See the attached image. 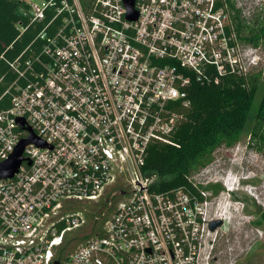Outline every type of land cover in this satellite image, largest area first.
<instances>
[{
	"label": "built area",
	"instance_id": "obj_1",
	"mask_svg": "<svg viewBox=\"0 0 264 264\" xmlns=\"http://www.w3.org/2000/svg\"><path fill=\"white\" fill-rule=\"evenodd\" d=\"M15 1L18 39L34 35L10 62L0 163L30 134L44 147L0 179V264L217 262L196 172L157 192L145 167L152 146H175L193 83L258 65L232 31L234 0H131L135 20L125 0ZM105 193L119 200L89 232L77 205Z\"/></svg>",
	"mask_w": 264,
	"mask_h": 264
},
{
	"label": "rangeland",
	"instance_id": "obj_2",
	"mask_svg": "<svg viewBox=\"0 0 264 264\" xmlns=\"http://www.w3.org/2000/svg\"><path fill=\"white\" fill-rule=\"evenodd\" d=\"M233 3V9L240 10V20L245 26L241 37H248L255 21H264V0H234ZM242 44L252 46L258 56V65L247 72V76L259 77L247 126L236 132L234 138L221 141L211 152L209 164L190 172V175L196 172L198 192L207 201L203 204L205 223L223 218V224L209 236V239L216 237L217 262L213 264H264V225H257L259 214L264 211V120L255 118L264 91V43L256 46L243 40ZM235 177L239 179L238 189L229 193ZM104 196L99 201L77 205L75 212L88 220L89 232L102 213L119 200L117 196L112 199L108 193ZM72 246L66 245L64 257L73 250ZM206 249L211 250L209 246Z\"/></svg>",
	"mask_w": 264,
	"mask_h": 264
},
{
	"label": "trees",
	"instance_id": "obj_3",
	"mask_svg": "<svg viewBox=\"0 0 264 264\" xmlns=\"http://www.w3.org/2000/svg\"><path fill=\"white\" fill-rule=\"evenodd\" d=\"M80 2L86 7L90 0ZM21 7L26 5L15 0H0V109L9 104L8 98L3 95L13 78L10 62L24 50L34 35L33 29H30L18 39L15 24L21 18L18 11ZM240 14V11L230 14L236 37L241 43L243 40L256 46L264 43V21L256 20L249 36L241 37L245 26ZM258 87L259 77L252 75L215 77L210 84H192L188 91V107L178 104L174 107L182 116L171 137L175 146L154 145L149 150L145 174L147 177L156 176L155 191L182 186L185 175L212 161L211 152L221 141L234 138L236 132L247 126ZM257 107L255 118L264 120V91ZM199 200H203L201 194ZM257 225H264V211L259 214Z\"/></svg>",
	"mask_w": 264,
	"mask_h": 264
},
{
	"label": "water",
	"instance_id": "obj_4",
	"mask_svg": "<svg viewBox=\"0 0 264 264\" xmlns=\"http://www.w3.org/2000/svg\"><path fill=\"white\" fill-rule=\"evenodd\" d=\"M124 7L128 11L127 19L135 20L137 15L133 12L132 1L125 0ZM19 125L22 128L24 122L22 120H19ZM29 144H35L38 147H44V145L34 136V134H30L29 138L26 140H21L12 156L7 161L0 163V179L13 178V176L17 173L18 169L20 168L21 163L24 161L23 152L25 150V147ZM220 224V220L210 222L209 228L212 232H214L216 229L219 228ZM55 264H58V262H55Z\"/></svg>",
	"mask_w": 264,
	"mask_h": 264
},
{
	"label": "clouds",
	"instance_id": "obj_5",
	"mask_svg": "<svg viewBox=\"0 0 264 264\" xmlns=\"http://www.w3.org/2000/svg\"><path fill=\"white\" fill-rule=\"evenodd\" d=\"M237 181L239 182V179L235 177V179H233V185L228 189L229 193L235 192L238 189Z\"/></svg>",
	"mask_w": 264,
	"mask_h": 264
},
{
	"label": "flooded vegetation",
	"instance_id": "obj_6",
	"mask_svg": "<svg viewBox=\"0 0 264 264\" xmlns=\"http://www.w3.org/2000/svg\"><path fill=\"white\" fill-rule=\"evenodd\" d=\"M110 196H111L112 198H116L115 196H113V193H111ZM220 222H221V224H223V221H222V220H220ZM221 224H220L219 226H221Z\"/></svg>",
	"mask_w": 264,
	"mask_h": 264
},
{
	"label": "bare ground",
	"instance_id": "obj_7",
	"mask_svg": "<svg viewBox=\"0 0 264 264\" xmlns=\"http://www.w3.org/2000/svg\"><path fill=\"white\" fill-rule=\"evenodd\" d=\"M223 218L222 217H219V219L218 220H222ZM223 221V220H222Z\"/></svg>",
	"mask_w": 264,
	"mask_h": 264
}]
</instances>
